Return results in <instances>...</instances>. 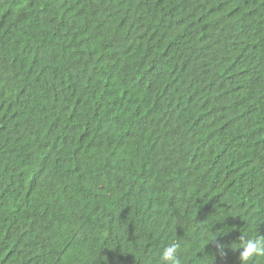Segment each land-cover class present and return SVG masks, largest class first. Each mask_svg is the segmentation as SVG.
Returning <instances> with one entry per match:
<instances>
[{
    "label": "trees",
    "instance_id": "trees-1",
    "mask_svg": "<svg viewBox=\"0 0 264 264\" xmlns=\"http://www.w3.org/2000/svg\"><path fill=\"white\" fill-rule=\"evenodd\" d=\"M241 237L264 0H0V264H240Z\"/></svg>",
    "mask_w": 264,
    "mask_h": 264
},
{
    "label": "clouds",
    "instance_id": "clouds-1",
    "mask_svg": "<svg viewBox=\"0 0 264 264\" xmlns=\"http://www.w3.org/2000/svg\"><path fill=\"white\" fill-rule=\"evenodd\" d=\"M178 247V244L172 243L163 248L160 255L163 264H181L180 257L177 254ZM240 249H242L239 251L240 264H250L255 257L264 255V238L241 237L240 247L232 248V250Z\"/></svg>",
    "mask_w": 264,
    "mask_h": 264
}]
</instances>
